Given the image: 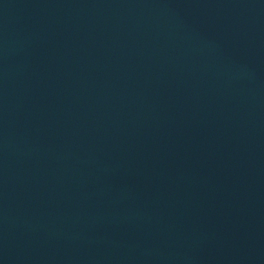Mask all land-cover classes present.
I'll use <instances>...</instances> for the list:
<instances>
[{
	"label": "water",
	"instance_id": "95a60500",
	"mask_svg": "<svg viewBox=\"0 0 264 264\" xmlns=\"http://www.w3.org/2000/svg\"><path fill=\"white\" fill-rule=\"evenodd\" d=\"M0 264H264V0H0Z\"/></svg>",
	"mask_w": 264,
	"mask_h": 264
}]
</instances>
